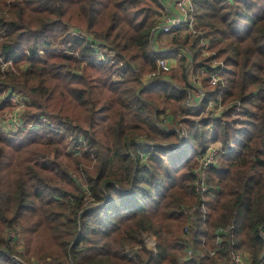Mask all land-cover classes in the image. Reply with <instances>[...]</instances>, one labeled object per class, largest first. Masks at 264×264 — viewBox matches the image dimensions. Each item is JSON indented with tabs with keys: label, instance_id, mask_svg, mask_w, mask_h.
Returning <instances> with one entry per match:
<instances>
[{
	"label": "trees",
	"instance_id": "16d2710c",
	"mask_svg": "<svg viewBox=\"0 0 264 264\" xmlns=\"http://www.w3.org/2000/svg\"><path fill=\"white\" fill-rule=\"evenodd\" d=\"M159 8L158 0H0V59L16 66L0 62V116L14 90L29 98L25 122L45 116L56 126L0 131V264H236L244 247L251 264L264 262V0H192L196 35L154 52ZM201 39L213 55H202ZM98 47L106 61L93 60ZM182 49L192 63L179 59V77L142 80L154 57ZM210 58L223 63L215 85ZM200 68L205 96L188 105L186 72ZM216 95L225 107L213 114L206 104ZM79 135L72 155L69 138ZM212 143L224 152L207 168L203 219L189 203L199 202V159ZM187 244L215 256L186 258Z\"/></svg>",
	"mask_w": 264,
	"mask_h": 264
},
{
	"label": "built area",
	"instance_id": "2783aa9c",
	"mask_svg": "<svg viewBox=\"0 0 264 264\" xmlns=\"http://www.w3.org/2000/svg\"><path fill=\"white\" fill-rule=\"evenodd\" d=\"M172 6H173V12L167 13V16L164 18L163 16H160V20L157 24V26L154 28L153 31L162 33V34H169L172 36L178 35L180 32L188 33L190 36L196 35V26L195 21L192 17V0H171ZM164 18V19H162ZM154 33V34H155ZM200 45L202 47V55L204 57H208L210 55H213V52L210 49L209 42L205 39L200 40ZM91 47H95L97 49L96 45H91ZM96 51L95 56L93 57L95 62L100 61H106L104 55L101 51ZM41 52V51H39ZM1 62V69H6L7 67H12V60L3 61L0 59ZM154 63H155V69L151 72H149L145 77L152 78L158 75L161 72H168L172 67V62L167 57H154ZM209 68L211 69L208 73V82L212 85H215L219 82H221V69L223 68L222 61L210 58V65ZM205 69V68H203ZM16 72V71H14ZM145 79V78H143ZM195 81H198L195 79ZM194 81V82H195ZM205 96V92L198 90L196 93L197 101H200ZM196 98L191 100L190 96L187 100L188 105H193L194 101H196ZM3 99L7 100L11 105V111L4 113L2 117L3 124L5 125V128L8 129L11 127V131H14L15 128H21V129H39V128H45L50 131L55 130L54 123L50 121L48 118L42 116L34 122L32 125H27L28 122H25V124L21 123L20 120V114L19 110L21 107H24L26 104V99L24 96H22L19 92L14 90H9L3 95ZM233 105H235L236 109L239 110L241 107V104L236 101ZM224 105L222 103V98L219 95L214 96L211 98L207 104H206V111H211L213 114H218L224 109ZM210 112V111H209ZM167 122V118L163 119V123ZM23 126H28L26 128H23ZM0 127L4 130L3 125H0ZM54 128V129H53ZM183 132L178 131V135L181 136ZM74 141V140H73ZM80 141H74L72 144L76 146V149L73 150L74 153H79L80 146L82 144L79 143ZM80 145V146H79ZM224 151L221 149L219 143H212L210 144L207 149L205 150L204 154L199 159V169L197 171V179H196V185L195 190L199 194V202L196 204L195 209H197L202 218L204 219L207 216V211L205 207V199L204 196L206 195L209 185L207 184V168L214 164L218 158L219 155H221ZM145 158V155H143ZM194 217H192V220ZM230 228V227H227ZM226 228V229H227ZM219 232H223L224 230L218 229ZM189 232L188 225L184 227V233ZM259 234L264 238V229H260ZM218 247V245H216ZM194 247L192 245L187 244L185 248L184 255L188 257H200L204 255V250H194ZM215 253V249L208 250V255H213ZM242 257L241 254L238 252L235 254L234 261L236 264L238 262H241ZM224 264V263H221ZM256 264H264L263 260H259Z\"/></svg>",
	"mask_w": 264,
	"mask_h": 264
},
{
	"label": "rangeland",
	"instance_id": "374dc122",
	"mask_svg": "<svg viewBox=\"0 0 264 264\" xmlns=\"http://www.w3.org/2000/svg\"><path fill=\"white\" fill-rule=\"evenodd\" d=\"M186 33L185 32H180L178 35H176V36H171V35H163V34H161V36H159V38H156V42L158 43V45L159 46H166V47H170V49L174 46L172 43H173V41H176V42H180L181 41V38L185 35ZM152 39V41H153V37L151 38ZM151 41V42H152ZM52 48H54V46H52ZM58 49V48H57ZM184 53H185V56H186V60L187 61H189L190 63H191V58L189 57L190 55H189V53H188V51H186V50H184ZM4 61V60H3ZM178 67H176L175 69H170L169 71H172V72H170V73H174L176 76H180V74H181V71H179V67H181V64H180V61H178ZM21 67H24V65H20ZM19 66V67H20ZM6 69H8V70H11L13 73H14V71H16V66H15V64H13V62H12V67H7ZM74 70H72V71H78L76 68H73ZM168 71V72H169ZM161 73H164V72H161ZM161 73H159L158 75H156L155 77H157V76H162V74ZM169 73V74H170ZM204 73H205V70L204 71H200V69H199V72H197V73H195V75H193V73H192V71H188V72H186V78H187V82L189 83V84H191L192 86H194L195 85V83H196V81L194 82V78L193 77H197V78H199V79H202V77H203V75H204ZM148 73H146V74H143V75H141V77H142V79L143 78H145V80L146 81H148L149 79H151V78H147L146 79V75H147ZM165 77H167L166 75H164ZM18 92V91H17ZM21 94V93H20ZM22 96H24L23 94H21ZM25 97V96H24ZM2 99H3V96H2ZM25 99H26V104L24 105V107H21V109L19 110V114H20V120H21V123H23V124H25V121L23 120L24 119V114L26 113V109H27V104L29 103L28 101H29V98L28 97H25ZM8 102V101H7ZM9 103V102H8ZM12 107H11V105H10V103H9V109L7 110L8 112H9V110L11 109ZM168 110V109H167ZM7 111H5L4 113H6ZM11 111V110H10ZM169 112H167L168 113V115L171 117V119H178L179 118V115H175L174 117L173 116H171L170 115V113H171V110H170V108H169V110H168ZM7 112V113H8ZM3 113V114H4ZM1 115L0 117H2V116H4V115ZM45 117V116H44ZM47 118V117H46ZM234 118H238V116H234ZM232 119V118H231ZM162 123H163V119H162ZM33 124V122H28V124L27 125H32ZM0 125H3V127H4V130L0 127V131H2V132H4L6 135H10V136H14L16 133H18L20 130H26L27 128L26 127H28V126H23V128H26V129H21V128H15L14 129V131H11L10 129H11V127H9L8 129H6L5 128V125L3 124V121H2V118L0 119ZM163 125H164V123H163ZM54 127H55V129H56V126H55V124H54ZM39 129H42V128H39ZM39 129H30V130H39ZM45 129V128H44ZM54 129V128H53ZM206 129H211V127L210 126H206ZM45 130H47L48 131V129H45ZM50 131V130H49ZM60 132H64V130H62V129H60ZM184 134V133H183ZM182 136V135H181ZM143 137V136H142ZM74 141H80L79 143H81L82 142V144H83V142H84V138H83V136L82 135H79V137H77ZM73 137H70L69 138V148H68V151L72 154V155H78V154H80V153H74V151L73 150H75L76 149V146H74V144H72L73 142ZM81 144V145H82ZM80 146V145H79ZM207 184L208 185H211L210 184V181L209 182H207ZM204 199H206V196H204ZM189 207H191V209H190V212L191 211H193V209L195 208V201H192L191 203H189ZM206 207V206H205ZM207 211V210H206ZM183 232H184V229H183ZM7 235V234H6ZM12 239H13V246H14V248L16 249V250H22V248H23V244L20 242V238H21V234H20V232H18V233H16L15 231H11V232H9V234H8ZM204 255L203 256H200L199 258H202V257H208V258H210L211 256L213 257V256H215V253L213 254V255H208V250H213V249H210L208 246H204ZM216 252V251H215ZM239 254H241V257H242V260H241V262H238V264H251L252 262H251V256H250V250L248 249L247 250V248H241V249H239L238 251H237ZM236 252V253H237ZM207 255V256H206ZM34 255H32L31 257H33ZM192 257V256H191ZM191 257H188V258H191ZM187 258V257H186ZM198 258V257H197ZM218 261H221V260H217V262ZM220 263H223V262H220ZM37 264H44V263H39V262H37Z\"/></svg>",
	"mask_w": 264,
	"mask_h": 264
},
{
	"label": "crops",
	"instance_id": "0c3cea01",
	"mask_svg": "<svg viewBox=\"0 0 264 264\" xmlns=\"http://www.w3.org/2000/svg\"><path fill=\"white\" fill-rule=\"evenodd\" d=\"M159 1V4H160V8H159V10H160V12H161V14H162V16L164 17H166L167 16V13H169V12H173V6H172V3H171V0H158ZM174 13V12H173ZM164 17V18H165ZM164 18H162V19H164ZM157 33V32H156ZM155 33V34H156ZM155 34H154V38H153V41L151 42V48H152V51H154V52H157V51H165V50H168V49H170V47H164V46H159L158 45V43L156 42V38H159V36L156 34V36H155ZM163 35H168V34H163ZM172 36V35H171ZM184 49H182V50H178L177 51V53H176V56L175 55H173V56H168L167 58H169L170 60H171V62H172V67H171V70L172 69H175L176 67H178V61H179V59L181 58V57H184L185 56V53H184V51H183ZM192 63V62H191ZM179 71H181V67H179ZM200 71H204V69L203 68H200ZM203 77H204V75H203ZM194 78V81H195V79H197L198 81H196V83H195V85L193 86V89H192V91H191V93H190V98H191V100H193V99H195L196 98V93H197V91L198 90H201V91H204L205 92V89L204 88H202V86H201V81H202V79H199V78H197L196 76L195 77H193ZM143 81L145 80V79H142ZM146 81V80H145ZM198 101H197V98H196V101H194V103L193 104H195V103H197ZM210 112L211 111H213V109H211V110H209Z\"/></svg>",
	"mask_w": 264,
	"mask_h": 264
},
{
	"label": "water",
	"instance_id": "95a60500",
	"mask_svg": "<svg viewBox=\"0 0 264 264\" xmlns=\"http://www.w3.org/2000/svg\"><path fill=\"white\" fill-rule=\"evenodd\" d=\"M154 33H155V31H152V33H151V38L154 36ZM152 41V40H151Z\"/></svg>",
	"mask_w": 264,
	"mask_h": 264
}]
</instances>
